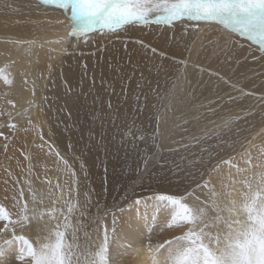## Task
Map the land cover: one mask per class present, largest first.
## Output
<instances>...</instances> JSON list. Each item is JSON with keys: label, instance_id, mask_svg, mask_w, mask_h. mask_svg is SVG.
Instances as JSON below:
<instances>
[{"label": "bare ground", "instance_id": "1", "mask_svg": "<svg viewBox=\"0 0 264 264\" xmlns=\"http://www.w3.org/2000/svg\"><path fill=\"white\" fill-rule=\"evenodd\" d=\"M8 4L18 11L7 8ZM61 20L65 22H57ZM67 29L66 15L54 5L37 6L36 0H0V68L7 66L5 75L13 80L11 85L0 80V133H3L0 135V205L11 208L14 181L20 179L22 169L30 168V172L23 174L30 177L38 195L47 193L50 186L58 193L57 184L65 190L73 186L80 193L81 203L83 193L90 194L92 206L80 217L83 226L77 233L80 243L85 242V232L93 247L102 242L105 224L93 223L97 207L103 210L105 206L112 209L116 205L119 206L116 224L119 231L110 244L111 260L115 264H151L149 244L180 234L179 230L161 232L170 209L157 208L154 197L192 191L197 182L202 183L200 169L205 172L203 181H208V169L218 163L219 170L211 172L209 187L222 192V184L229 183V176L241 179L236 168L222 163L223 160H231L232 164L244 168L241 152L247 149L252 157L259 156V149L264 147V108L257 105V100L264 95V63L242 58L239 63H224L214 47L217 42L223 46L226 33L216 26L197 31L189 25L167 33L162 27L157 30L155 25L129 26L127 31L119 30L110 40H100V50L95 42L81 43L75 54L74 39L73 43L64 45L67 53L59 52L62 45L51 43L35 47L31 56L24 53L23 47L6 43L33 38L40 42L55 41L65 36ZM185 31V39L177 45L173 37L178 39ZM185 42L191 47V53L184 49ZM241 42L245 48L237 52L242 57L249 42ZM152 47L157 49L155 54ZM183 59L189 60L184 69L187 82L182 77L176 81L180 75L177 68H183L179 61ZM220 76L238 82L244 92L256 95L247 96L234 90ZM174 82L178 85L176 95L159 126L163 135L157 146L153 147L151 142L140 143L134 149L122 141L120 130L124 117L135 118L149 132L156 128L157 110L151 105L160 102L156 92L150 89L159 87L163 95ZM145 95L149 100L147 105ZM138 107L143 110L138 112ZM225 118H237L231 139L239 142L232 147H216L217 141L213 138L205 145L212 152L210 160L205 154V165L191 168L192 175L188 170H178L177 164L183 168L194 156L198 158L200 146L194 145L191 137L200 135L205 128H213ZM9 124H15V129L8 127ZM185 142L188 147L178 152L169 149ZM57 151L68 161L75 177L56 156ZM156 153L159 155L145 171L143 160ZM25 156L29 159L25 160ZM252 163L257 160L253 159ZM5 169L12 172L11 177ZM19 187L21 184L15 185L16 189ZM126 195L140 200V206L131 207L130 201L124 199ZM25 198L28 199L26 189ZM218 201L223 206L225 197H218ZM41 208L48 212L59 209L60 205L45 197ZM53 215L62 221L58 211ZM157 215L158 222L150 219ZM44 220L49 222V227L57 223L48 215ZM111 220L109 215L108 225ZM76 222L73 217V224ZM17 233L34 242L37 235H45L36 231L35 222L23 231L17 229ZM71 239L69 235L68 242ZM0 264L21 262L16 259L15 251H5L0 255Z\"/></svg>", "mask_w": 264, "mask_h": 264}, {"label": "snow or ice", "instance_id": "2", "mask_svg": "<svg viewBox=\"0 0 264 264\" xmlns=\"http://www.w3.org/2000/svg\"><path fill=\"white\" fill-rule=\"evenodd\" d=\"M36 4L37 6L54 5L60 9L66 15L69 31L55 41L40 42L35 38L6 41L23 47L24 53L28 56L32 55L35 47L42 48L45 44L51 43L62 45L59 52L67 53L68 49L64 45L73 39V54L77 45L81 43L87 45L89 42H95L100 50V40L106 38L110 40L119 30L127 31L129 26L155 25L157 30L162 27L167 33L175 32L180 27L186 29L191 25L197 31L216 26L226 33L223 46L217 42L214 47V52L223 57L224 63L232 64L233 61L239 63L241 58L245 61L251 59L264 63V0H36ZM6 7L18 11L11 4ZM186 35V31L181 32L179 38L174 36L173 40L179 45ZM241 41L249 42L242 57L237 52V49L245 48ZM136 42L143 44L141 40ZM183 47L191 53L192 49L187 42ZM151 51L155 54L157 49L152 47ZM188 63V59L179 61L183 68H177L180 75L176 77V81L182 77L187 82L184 69L187 68ZM6 69L7 66L0 68V80H3L5 85H11L13 80L5 75ZM200 71L202 72L203 69L201 68ZM214 75L219 74L214 73ZM220 79L244 95H256L253 92H244L238 82H233L224 76H220ZM177 86L176 82L172 83L163 95L160 94L159 87L150 89L156 92V99L160 102L151 105L157 110L154 117L156 128L149 132L135 118L128 120L124 117L120 130L122 141L131 144L134 149L140 143L147 145L149 142L156 147L163 135L159 126L170 110L169 105L175 98ZM137 99L139 100V97ZM144 101L145 105L149 103L147 95L144 96ZM257 105L264 108V95H260ZM109 107L111 108L112 105ZM142 110L140 107L137 108L138 112ZM7 115L11 117L12 114L7 113ZM109 118H112L111 114ZM116 118L121 119L120 116ZM235 119L237 118H225L213 128H205L200 135H193L191 137L193 144L200 146L198 158L194 156L183 168L177 164V169L188 170L189 175H192L191 168L205 165V154L209 160L212 158L210 146L205 147V145L213 138L217 141L216 147L221 145L232 147L239 142L231 139ZM8 127L15 129L16 125L9 124ZM7 139L5 137V140ZM7 147L8 145L5 144V150ZM187 147L185 145V148ZM158 155L159 153H156L143 160L145 171ZM56 156L70 171L71 176L75 177L76 173L71 171L68 161L61 157L58 151ZM240 156L246 165L244 168L232 164L231 160L222 161L235 167L237 174L241 176L239 180L229 176V183L222 184V192L216 191L215 187H209L211 172L219 170L218 163L208 169V181H203L205 172L200 169L203 182H197L196 188L192 191L186 190L182 195L159 194L154 197L157 208L170 209L164 227L160 229L161 232L165 229L179 230L180 234L157 242L155 245L149 244L151 264H264V159H262L264 147L259 149L258 157H252L247 149L241 152ZM24 158L29 159L28 156ZM253 159H256L257 163L253 164ZM5 171L9 177L12 176L11 171L7 169ZM30 171V168L22 169L20 179L14 181L11 208L0 205V255L5 251H15L16 259L21 264H115L110 256V244L118 237L119 230L116 224L119 206L114 205L112 209L105 206L103 210L97 207L93 223L105 224L102 242L93 247L90 243L91 238L85 232V242L82 244L77 233L83 227L80 224V217L84 216L92 206L90 194L83 193L84 200L81 203L80 193L73 186H68L65 190L57 184L55 188L59 189L58 193L50 186L47 193L40 192L38 195L30 177L23 174ZM5 183L7 184L8 181L6 180ZM48 183L51 185L50 181ZM75 183L74 180L73 185ZM16 184H21V187L16 189ZM237 184L240 188L235 187ZM25 189L28 199L25 198ZM201 196L204 198L201 199ZM221 196L225 197L223 206L218 201V197ZM45 197L51 199L54 204H59L60 208L45 212L41 208ZM124 199L126 202L130 201L133 208H138L141 204L140 200L128 195ZM57 211L62 221L53 215ZM45 215L57 220L54 227H49V222L44 220ZM109 215L112 217L110 225L106 221ZM73 217H76V224H73ZM150 219L158 222L159 216ZM33 222L38 233H45L43 236L37 235L35 242L17 233V229L23 231L33 225ZM41 224H43L42 228ZM69 235L72 238L71 242L67 240ZM17 242L19 247H16Z\"/></svg>", "mask_w": 264, "mask_h": 264}, {"label": "rangeland", "instance_id": "3", "mask_svg": "<svg viewBox=\"0 0 264 264\" xmlns=\"http://www.w3.org/2000/svg\"><path fill=\"white\" fill-rule=\"evenodd\" d=\"M67 31H69V28L67 29ZM66 31V32H67ZM65 32V33H66ZM70 43H73V40H70L69 41ZM185 145H187V142H185L184 144H175V145H172L169 149H171L172 151H174V152H178L177 150H180V149H182V148H184L185 147ZM203 182V181H202ZM90 215H92V213H90ZM33 241V240H32ZM34 242V241H33Z\"/></svg>", "mask_w": 264, "mask_h": 264}]
</instances>
